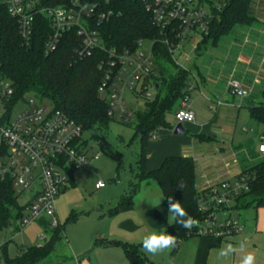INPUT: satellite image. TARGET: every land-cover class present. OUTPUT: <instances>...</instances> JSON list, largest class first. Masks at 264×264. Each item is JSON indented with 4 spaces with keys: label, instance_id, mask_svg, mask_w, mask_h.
<instances>
[{
    "label": "trees",
    "instance_id": "trees-1",
    "mask_svg": "<svg viewBox=\"0 0 264 264\" xmlns=\"http://www.w3.org/2000/svg\"><path fill=\"white\" fill-rule=\"evenodd\" d=\"M71 1L42 0V4L45 7L58 8ZM80 1L96 4L100 12L111 14L107 21L94 25L104 48L96 49L84 58L77 54L82 42L76 30L66 33L53 53L45 54L46 42L52 29L44 15L36 17L33 36L27 46L19 34L17 21L9 15L6 6L0 4V77L12 84L15 100L35 96L40 101H49L56 111L64 113L80 125L83 132L92 128L104 129L115 119L108 114V101L100 97L99 90L103 81L101 63L108 60L109 50L135 52L138 50L139 41L153 43V72L156 73L153 85L157 95L151 101H146L144 109L137 113L134 123L123 120L127 126L134 127L135 138L140 143V153L129 193L119 200L109 215L115 216L121 208L133 207V197L139 184L151 180L157 184L166 200L173 198L179 201L198 224L202 223L204 216L199 206L207 191L199 192L197 189L193 159L169 157L158 169H147V147L155 140L154 136L169 129L166 116L173 111L176 113L181 102L188 96L193 80L192 72L179 67L170 54L169 47L162 42L160 32L146 10L147 0ZM251 4L252 0H232L216 15L209 35L204 38L196 52L208 46H217L220 39L236 26H251L255 22L250 14ZM171 72L177 74L172 75ZM249 113L250 118L264 126V102L249 107ZM241 175L250 176V189L235 199V210L264 207V161ZM180 183L184 185L182 190L178 189ZM13 207L17 211L16 220H22L19 198L12 184L0 181V232L9 225L10 209ZM38 223L47 235H51L50 239L43 245L26 249L16 259L6 258L7 264H38L54 251L63 232L60 225L48 230L49 222L40 220ZM167 231L176 235L177 240H188L187 230L175 223ZM101 246L121 247L130 264H153L144 255L141 244L103 240Z\"/></svg>",
    "mask_w": 264,
    "mask_h": 264
},
{
    "label": "built area",
    "instance_id": "built-area-1",
    "mask_svg": "<svg viewBox=\"0 0 264 264\" xmlns=\"http://www.w3.org/2000/svg\"><path fill=\"white\" fill-rule=\"evenodd\" d=\"M231 1L147 0L146 10L178 65L175 56L180 55L187 45L196 51L209 35L216 15ZM0 4L5 5L9 15L17 21L19 34L27 46L33 36L36 17H47L52 32L46 42L45 54L53 53L64 35L74 30L82 42L77 51L81 58L104 48L94 25L107 21L111 14L100 12L96 4L80 0H72L58 8L45 7L42 0H0ZM143 42H138L135 52L109 50L108 60L100 65L103 72L100 97L108 101V114L114 119L128 121L132 117L125 109V91L141 93L146 101L153 99L147 93L154 89L153 78L156 77L153 43L150 42L147 55ZM227 88L231 97L241 101L253 94L252 88H245L234 80ZM187 103L188 96L175 113L178 124L195 121ZM221 105V102L217 103L218 107ZM82 135L81 126L53 106L48 110L42 101L31 96L15 100L12 84L0 77V181L10 182L19 200L25 199L26 214L22 217V226L50 219V226L58 227L57 197L71 185L73 173L87 168L90 160L97 161L100 157L90 155V147ZM259 140L258 152L264 154V133ZM250 181L249 175H240L232 182H222L205 190L199 206L203 222L187 230L186 238H210L223 242L242 234L244 223L232 214L236 211L235 199L249 191ZM103 188L105 184L96 185V189ZM177 241L175 250L185 239Z\"/></svg>",
    "mask_w": 264,
    "mask_h": 264
},
{
    "label": "rangeland",
    "instance_id": "rangeland-1",
    "mask_svg": "<svg viewBox=\"0 0 264 264\" xmlns=\"http://www.w3.org/2000/svg\"><path fill=\"white\" fill-rule=\"evenodd\" d=\"M254 2L255 0H252V3ZM248 31V26H236L220 39L217 46H208L207 49L204 48V51L196 52L190 45H187L184 51L175 57L180 60L181 55L195 56L194 54L201 52V54H207L205 57L206 69L208 68L209 73L211 71L213 74L212 76L203 75L208 83L216 85L215 96L218 100L223 101L224 106L218 113L210 110L206 105L204 108L210 112L213 111L212 116L219 117L220 128L223 127L228 132L230 131L224 138H221L224 142L221 140L220 143H217L215 154H220L221 147L232 148L239 159L243 160L245 166L250 168L264 161V154H259L257 149L260 144L259 137L264 133V126L250 118L248 109V107L264 102V76L260 78V85L251 86L253 89L252 105L247 102L243 105L240 99L233 98L228 94L226 96L224 86L231 68L226 65V69L221 70L218 65L220 64L218 60L224 56L234 60L238 54L251 57L253 51L257 56L264 55V39L259 40L262 42L261 44L258 43L259 41L257 42V48L254 44L252 46L245 43ZM150 47V42H143V50L147 55L150 52ZM192 65L193 62L190 66V69L193 70ZM171 73L172 75L177 74V72ZM195 91L198 89L193 90V92ZM147 93L151 94L153 99L157 95L155 89H149ZM31 98L36 97L31 96ZM123 100L126 112L132 115L129 122L134 123L137 113L144 109L146 100L141 93L136 94L129 91L124 92ZM42 104L48 110L52 107V104L47 100H43ZM166 122L169 129L164 131L173 132L178 126L174 111L167 114ZM184 127L186 126L184 125ZM162 133L163 131L158 133L157 139L153 142L160 139ZM82 139L90 147V155L98 154L100 157L97 161L90 160L87 168L73 173V184L57 197L55 202L56 218L61 227L59 228L63 232L54 251L46 255L38 264H78L77 262L79 264H121L110 255L109 251L102 248L101 239H97L95 233L100 229L106 231L107 221H104V218L111 209L117 206L119 200L129 193L136 173L140 143L138 138H135L134 127L127 126L125 121L118 118L110 121L104 129L85 130ZM210 146L214 148L215 145ZM149 182L158 188L154 181L149 180ZM99 183L105 184V188L96 189V185ZM146 185L149 186L147 183L142 185L143 191L136 201L142 200L146 196L148 190ZM25 206V199H20L19 207L22 209L23 215L26 214ZM253 210V208H248L234 211L232 216L245 222L247 217L249 218L253 214ZM10 217L9 225L0 232V264H7L6 258L16 259L26 249L43 245L51 236L43 231L39 223L22 226V220H16L17 211L14 207L10 209ZM45 220L51 223L50 219ZM51 228L50 226L48 230Z\"/></svg>",
    "mask_w": 264,
    "mask_h": 264
},
{
    "label": "crops",
    "instance_id": "crops-1",
    "mask_svg": "<svg viewBox=\"0 0 264 264\" xmlns=\"http://www.w3.org/2000/svg\"><path fill=\"white\" fill-rule=\"evenodd\" d=\"M250 14L255 18V22L248 26L249 31L245 37V43L252 46L254 44L257 48V42L264 39V0H255L251 4ZM201 53L194 54L195 56L181 55L180 60L177 59L181 68L192 72L193 80L188 92L187 109L195 115V121L183 124V127L186 126L184 127L186 132L184 136H175L172 131H163L162 137L156 142L149 143L147 147V169L149 171L158 169L169 157L193 159L199 192L222 182H232L244 171L252 168L246 167L232 148L221 147L220 154H215L217 143H220L221 138H224L230 131L228 132L223 127L220 128L219 117L212 116L213 111L218 113L224 103L215 96L216 85L207 82L205 75L212 76L213 73L211 71L209 73V69H206L205 57L207 54ZM192 62L193 70L190 69ZM218 63H220L218 65L221 70L226 69V65L231 68L224 86L226 96L229 95L227 87L230 81H238L245 88H252L260 85V78L264 76V55L257 56L254 51L251 57L238 54L233 60V58L224 56L218 60ZM194 89H198V91L193 92ZM219 102L222 105L218 107L217 103ZM245 102L252 105V96L242 101V104L244 105ZM205 105L213 111H208L204 108ZM212 144L215 145L214 148L210 146ZM144 183L149 185H146L148 189L146 196L142 200L136 201L143 191ZM150 183L149 180H146L139 184L133 197V207L121 208L115 216L107 214L104 218V221H107L106 231L98 230L95 233L97 239H101V242L116 240L140 245L146 234L152 231L168 230L173 225L168 223L167 200L163 197L159 187L156 188ZM243 223L242 234L221 243L210 238L194 237L188 239L189 242L185 240L177 250L168 249L154 256L146 254L144 251L143 253L153 264H238L244 254L254 252L257 257L256 264H264V207L254 209L253 214L249 218L247 217ZM229 243L237 248V252L229 257H220L219 250ZM241 244H243V248L240 247ZM102 248L109 251L110 255L119 263L130 264L121 247ZM77 263L79 264V262Z\"/></svg>",
    "mask_w": 264,
    "mask_h": 264
},
{
    "label": "clouds",
    "instance_id": "clouds-1",
    "mask_svg": "<svg viewBox=\"0 0 264 264\" xmlns=\"http://www.w3.org/2000/svg\"><path fill=\"white\" fill-rule=\"evenodd\" d=\"M183 183L178 185V189H183ZM161 202V201H160ZM168 223L173 222L183 229L190 230L197 226L198 221L190 216L182 204L173 198L167 199ZM176 235L170 234L166 229L161 231H152L146 234L142 241V250L146 254L157 255L165 250L172 249L177 245ZM243 248V244L240 245ZM237 252V248L229 243L219 250L220 257H229ZM257 257L254 252H247L238 261V264H256Z\"/></svg>",
    "mask_w": 264,
    "mask_h": 264
},
{
    "label": "water",
    "instance_id": "water-1",
    "mask_svg": "<svg viewBox=\"0 0 264 264\" xmlns=\"http://www.w3.org/2000/svg\"><path fill=\"white\" fill-rule=\"evenodd\" d=\"M185 129L182 124H179L173 131V134L175 136H184L185 135Z\"/></svg>",
    "mask_w": 264,
    "mask_h": 264
}]
</instances>
